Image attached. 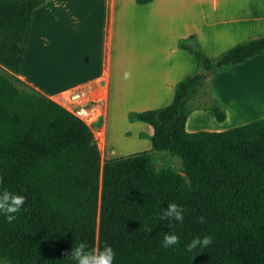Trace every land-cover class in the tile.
I'll return each instance as SVG.
<instances>
[{
	"label": "trees",
	"instance_id": "16d2710c",
	"mask_svg": "<svg viewBox=\"0 0 264 264\" xmlns=\"http://www.w3.org/2000/svg\"><path fill=\"white\" fill-rule=\"evenodd\" d=\"M47 1L0 0V65L14 77L32 12ZM177 47L191 56L194 69L175 83L170 102L127 115L151 126L150 136L139 133L150 150L103 164L81 122L0 71V187L25 197L12 223L0 214L1 260L75 264L64 253L83 241L89 250L110 246L113 264H264V117L219 132L185 130L188 101L201 85L214 94L207 109L217 121L225 118L211 78L264 53V37L214 57L193 35ZM160 151L177 156L180 170L156 167ZM169 203L185 208L183 223L173 228L159 219ZM201 216L205 222H198ZM166 232L181 242L163 247ZM197 235L211 236L212 244L187 252Z\"/></svg>",
	"mask_w": 264,
	"mask_h": 264
},
{
	"label": "crops",
	"instance_id": "0c3cea01",
	"mask_svg": "<svg viewBox=\"0 0 264 264\" xmlns=\"http://www.w3.org/2000/svg\"><path fill=\"white\" fill-rule=\"evenodd\" d=\"M190 35L209 57L264 37V0H48L32 12L19 72L10 75L48 99L83 90L104 114V144L111 152V128L119 140L130 130L133 153L148 151L151 143L139 133L150 136L151 126L127 115L170 102L175 83L194 69L191 56L177 47ZM261 69L264 53L213 76L225 118L217 121L207 109L214 94L208 99L197 90L188 101L185 130L219 132L264 117L254 114L257 105L244 104L264 90Z\"/></svg>",
	"mask_w": 264,
	"mask_h": 264
},
{
	"label": "clouds",
	"instance_id": "9594fccd",
	"mask_svg": "<svg viewBox=\"0 0 264 264\" xmlns=\"http://www.w3.org/2000/svg\"><path fill=\"white\" fill-rule=\"evenodd\" d=\"M126 78L129 76L125 74ZM3 185V178L0 177V186ZM25 204V197L17 193L9 191L7 188L0 187V214H3L8 223H12L17 217L16 213L20 212ZM185 208L177 203H169L163 209L159 216L162 221H168V227L173 228L174 222L183 223ZM198 222H205L203 216L197 218ZM180 237L174 232H166L163 236L162 246L170 248L179 244ZM212 237L205 235L201 238L199 235L194 237L187 243L185 250L192 252L196 248H206L212 244ZM67 259L75 261V264H113L116 256L115 251L108 245L103 249L92 248L89 250V245L83 241L75 244L70 252H65Z\"/></svg>",
	"mask_w": 264,
	"mask_h": 264
},
{
	"label": "built area",
	"instance_id": "2783aa9c",
	"mask_svg": "<svg viewBox=\"0 0 264 264\" xmlns=\"http://www.w3.org/2000/svg\"><path fill=\"white\" fill-rule=\"evenodd\" d=\"M49 100L81 122L88 130L93 143H104V114L96 102L89 100L85 96L83 90L75 89L61 92Z\"/></svg>",
	"mask_w": 264,
	"mask_h": 264
},
{
	"label": "rangeland",
	"instance_id": "374dc122",
	"mask_svg": "<svg viewBox=\"0 0 264 264\" xmlns=\"http://www.w3.org/2000/svg\"><path fill=\"white\" fill-rule=\"evenodd\" d=\"M261 70L264 71L263 69H261ZM0 71L4 72L5 74H7L11 78H13L6 71V69L4 67H2L1 65H0ZM262 78H264V77H262ZM16 83H17V85L20 88H26L28 90H31V89H29L27 87H24L18 81ZM197 90L204 91L206 93V98L209 99L211 97V93L209 92L207 86L201 85L200 87H198ZM261 102H263V104H258V103H261ZM245 103L247 105H251V106L252 105H257V106H253L254 108L257 109L256 112H254V114H258V113L264 112V90L261 93H259V94H255L254 96H252V98H250L248 100L245 99L244 104ZM129 133L130 134L128 136L125 135V137H128V138H126V140L125 139L119 140V137L116 136V135H118L117 131L112 130V128H111V130H109L110 141L115 143V144H111L113 153L114 152H117V153L120 152V153H122V154H120V156H124V155H128L130 153H133V151L137 149V148H135L136 144H133L131 142V140L129 139V137H131V135H132L130 130H129ZM104 143H102V144L93 143V145L96 147V149L99 148L98 150H100L102 164H103L104 160H106L107 158L112 156L111 149H109L107 147V144H104ZM154 162H155L156 167H163L164 166V167L173 168L176 171L180 170V160H179V158L177 156L170 155V153H168L166 151L155 152L154 153ZM100 180L101 179H99V193H100V187H101ZM0 264H11V263L0 259Z\"/></svg>",
	"mask_w": 264,
	"mask_h": 264
}]
</instances>
